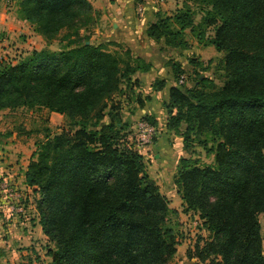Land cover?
I'll return each instance as SVG.
<instances>
[{
    "label": "trees",
    "instance_id": "16d2710c",
    "mask_svg": "<svg viewBox=\"0 0 264 264\" xmlns=\"http://www.w3.org/2000/svg\"><path fill=\"white\" fill-rule=\"evenodd\" d=\"M195 1L213 28L209 44L224 52L225 79L211 91L169 88L166 127L181 135L185 150L191 134H204L199 144L214 155L213 164L181 158L174 183L182 209L197 213L211 233L195 248L200 260L264 264V0ZM20 6L45 38L64 30L66 44L0 61V110L46 108L77 120L75 128L38 141L25 172L27 185L39 192L43 233L54 244L49 264H172L177 241L166 223L178 211L142 155L121 140L112 100L120 84L135 86L132 76L150 66L137 64L128 49L109 50L119 45L114 41L82 33L101 13L88 0H21ZM185 17H175L181 29ZM162 27L151 24L148 35L167 34ZM173 68L179 80L182 71ZM163 86L160 80L155 88ZM105 115L109 122L100 124ZM90 118V125L81 122Z\"/></svg>",
    "mask_w": 264,
    "mask_h": 264
},
{
    "label": "rangeland",
    "instance_id": "374dc122",
    "mask_svg": "<svg viewBox=\"0 0 264 264\" xmlns=\"http://www.w3.org/2000/svg\"><path fill=\"white\" fill-rule=\"evenodd\" d=\"M204 10V5L195 0H132L133 21L128 19L129 21H126L125 25L120 26V24L116 23V25L113 26L111 21H107L105 18L102 19L101 13L100 16H94L93 14L94 22L92 25L82 30L83 34H90V38L96 42L102 39L106 40L110 36L117 37L119 34H121L122 37H126L125 33H127L133 39V43L123 41L116 49L121 52L128 49L132 59H135L137 64L142 67L152 65L154 68L155 71L152 77H157L155 79H149L148 84L150 87L144 84L142 85L141 83L135 86L127 85L125 82L120 84L123 90L120 93H116L112 98V100L116 101L119 105L116 109L117 116L115 119L117 127H120L118 130H120L119 136H121V140L142 155L148 174L153 175L152 177H161L158 176L161 174L164 179L166 178L165 186L169 187L173 185L172 188L175 186L176 190L174 179L181 158H198L201 164L214 163V155L210 153L207 148H202L199 144L198 139H204V134H200L199 138L191 134L193 138L192 141H190L191 147L189 150L183 149V142L182 147H178L177 150V148L174 147L173 140L168 139V143H165L164 157L166 162H164V164L166 165L164 167V165L160 166L162 164L161 160L158 163L154 158L153 153L155 152V147L148 149V147L146 148L135 141L133 137L134 124L138 119L143 117L141 116L142 114H138L139 109L152 98L153 91L156 89L155 86L158 85V82L161 80L160 77L165 79V77H168L166 75H170V78H173L172 83L174 85H180L177 82L178 79H175L177 75L175 76L174 74V63L176 66L180 67L182 71L180 75L182 74L184 76V82L181 84L183 89L191 88L193 90L202 89L211 91L223 85L225 79L224 52L217 51L209 44V39L213 34V28L211 26H206L203 22ZM184 14H186V17L183 23L186 24V26L181 29V25L177 22L175 17L177 15L183 16ZM82 19L84 20L85 17H82ZM137 20L139 22H137ZM159 22L163 23L161 31H165L167 34L162 35L158 32L157 36H149L148 28L150 25ZM63 33L64 32H61L60 34L62 35ZM197 34L201 36L197 37ZM60 44H62L61 48L65 47L64 43L61 42ZM108 49L111 51L116 50L113 46H108ZM136 57L138 60H136ZM7 60H10V58L8 57ZM138 75L139 74H134L132 78L135 80L137 79L135 77H138L140 80ZM158 97L159 100L163 101L162 104L166 109L164 103L168 99L167 94L165 97L163 95H159ZM138 98L144 102L142 106L136 102ZM106 111L107 109L105 113ZM175 112L176 110H173V113ZM8 115L11 116L12 119L14 118L11 122L16 123L13 127V129L16 130L18 129L15 126L19 125L17 124L19 120H21L22 117L27 119L30 130H25L24 128L22 131L24 133L31 132L34 135L33 140L36 142V145L38 141H44L46 136H53L63 129L75 128L77 125V120L68 119L60 113L51 116L49 110H45L44 108H16L9 111ZM81 122L90 125L94 120L91 118L85 120L81 119ZM108 122L109 117L105 115L100 124ZM181 125H185V123L182 122ZM181 131H183L182 128ZM159 132L160 131L157 129L153 143L157 140ZM175 134L181 137L180 134L176 132ZM211 145H213V143L208 142L207 146L210 147ZM161 169L165 170V174H162ZM170 181H172L171 184H169ZM31 204L28 205V209L26 208L25 211L28 218L34 214L33 208L30 207ZM169 205L173 208L172 206L175 205V202L171 199L169 200ZM4 210L5 206L0 204L1 213H3ZM177 211V214H171L169 216L166 223V225L172 229L177 245H181L178 247L179 252L172 258V264H209V259L200 260L196 256L195 248L197 245L201 247L207 239H210L211 233L201 226V220H199L198 214H195V217H198L199 224H192L195 218L193 217V212L191 210L184 211L182 209V202ZM16 220H18V222H15V224L17 226L20 225L22 218L15 217L14 221ZM259 221L261 232H264V217L262 214L259 215ZM49 242H45L41 244V246L39 245L40 248L36 250L37 257L41 258V256L47 255L46 247H54V244ZM30 246V244H25L22 247L19 246L17 249H28ZM22 256L26 255L24 254ZM47 257V259L50 258L48 255ZM41 260L39 259L36 264H40ZM47 261L48 260H45L43 263L49 264ZM17 263H20V258L19 260L16 258L13 259V253L10 249L6 250L0 247V264Z\"/></svg>",
    "mask_w": 264,
    "mask_h": 264
},
{
    "label": "crops",
    "instance_id": "0c3cea01",
    "mask_svg": "<svg viewBox=\"0 0 264 264\" xmlns=\"http://www.w3.org/2000/svg\"><path fill=\"white\" fill-rule=\"evenodd\" d=\"M20 1L21 0H0V61L4 60L15 63L30 55L32 51H38L44 48L54 51L60 50L62 46L60 43L62 42L64 45L66 44V39H64L65 31H60L51 39L45 38V36L37 30L36 24L24 16L21 10ZM88 1L92 4L94 9L101 12L102 19L105 18V20L111 21L113 26H115L116 23L122 26L126 24V21H133L134 19L132 0ZM137 22L139 21L137 20ZM61 32L64 33L61 35ZM125 36L126 37H122L121 34L117 37L110 36L105 41H114L119 44L117 46L112 44L108 45L115 47V49L119 47L120 43L123 41L133 43V39L130 35L125 33ZM102 40H99L98 42H102ZM8 57L10 60H7ZM154 71L152 65L146 71H137L135 74H139L138 76L140 78L139 80L138 77H135L138 80L137 84L141 83L142 85L144 84L145 86L150 87L148 84L149 79H155L157 77H152ZM166 76L169 78L165 77L164 79L160 77L161 80H164V86L161 89H155L153 91L152 100H148V102L139 109L138 113L142 114L141 116H148L156 121L154 125L156 126V129L160 131L159 136L157 137V140L148 147V149L155 147V152L153 153L154 158L158 163L161 160L162 164L160 166L164 165V167L166 165L164 164V162H166L164 157L165 143H168V139L173 140L174 147L177 148V150L178 147H182L183 142L179 135L166 127L168 117L167 110L162 104L163 101L159 100L158 97L159 95L165 97L166 94L168 96L170 86L174 85L172 83L173 78H170V75ZM44 109L48 110L46 108ZM11 110L12 109L10 108L0 110V175H5L17 184L20 192L26 197L25 205L27 209L29 204L34 203L30 205V207L33 208L34 214L29 218L26 214L22 216L20 225L17 226L15 222H18V220L14 221V217L12 219H5L0 211V247L6 250L10 249L13 253V259L16 258L19 260L20 258V263L17 264H36L39 259H42L40 264H44L43 262L45 260H48L47 262L50 263L49 260H51V258L47 259V249L50 246L46 247V256L43 255L40 258L36 255V250L40 248L39 245L41 246V244H44L45 242L48 243L49 239L43 233L42 227L39 223V216L36 208V201L39 198V192L35 187L29 186L25 182V172L30 160L33 158V153L36 150V142L33 140L34 135L31 132L24 133L22 131L24 128L25 130H30L27 124V119H24L25 117H22L17 123L19 125L15 126L18 130L13 129L16 123H12L11 120L14 118L12 119L11 116L8 115ZM49 112L51 113V116L57 114V112L54 111ZM161 172L162 174H165L164 169H161ZM149 176L156 182L160 192L169 200L172 199L175 202V205L172 207L179 210L181 198L179 194H177L175 186L174 188H172L173 185L166 187V178L164 179L161 174L158 175L161 177H152L153 175ZM171 182L172 181H170L169 184H171ZM0 204H4L2 198H0ZM195 214L197 213L193 212V217H195ZM25 244H30L31 246L28 247V249H17L19 246L22 247ZM179 246L181 245H177V252H179ZM24 254L26 256H22Z\"/></svg>",
    "mask_w": 264,
    "mask_h": 264
},
{
    "label": "built area",
    "instance_id": "2783aa9c",
    "mask_svg": "<svg viewBox=\"0 0 264 264\" xmlns=\"http://www.w3.org/2000/svg\"><path fill=\"white\" fill-rule=\"evenodd\" d=\"M183 78L184 76L181 75L178 80V84H182L184 82ZM156 130L157 129L154 124L144 118H141L138 119L134 124L133 137L140 145L149 147L153 143ZM0 198H2L4 201L3 205L5 206V210L2 214L5 219L22 217L25 215L26 197L20 192L17 184L5 175H0ZM199 220L198 217H195L192 221V224L198 225Z\"/></svg>",
    "mask_w": 264,
    "mask_h": 264
},
{
    "label": "water",
    "instance_id": "95a60500",
    "mask_svg": "<svg viewBox=\"0 0 264 264\" xmlns=\"http://www.w3.org/2000/svg\"><path fill=\"white\" fill-rule=\"evenodd\" d=\"M86 43H89V41H87Z\"/></svg>",
    "mask_w": 264,
    "mask_h": 264
}]
</instances>
